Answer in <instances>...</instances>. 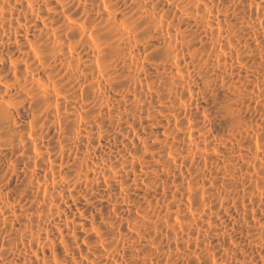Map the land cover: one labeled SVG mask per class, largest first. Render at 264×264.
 <instances>
[{
	"label": "bare ground",
	"instance_id": "obj_1",
	"mask_svg": "<svg viewBox=\"0 0 264 264\" xmlns=\"http://www.w3.org/2000/svg\"><path fill=\"white\" fill-rule=\"evenodd\" d=\"M0 264H264V0H0Z\"/></svg>",
	"mask_w": 264,
	"mask_h": 264
}]
</instances>
